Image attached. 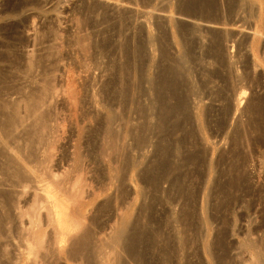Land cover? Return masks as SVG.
<instances>
[{"label":"rangeland","instance_id":"374dc122","mask_svg":"<svg viewBox=\"0 0 264 264\" xmlns=\"http://www.w3.org/2000/svg\"><path fill=\"white\" fill-rule=\"evenodd\" d=\"M31 1L19 0L17 7L16 0H0V74L4 79L0 82V90L3 91V99L16 102L24 115L28 107L43 95L45 86L49 92L46 101L40 102V111L44 110L47 117L39 139L32 137L23 151L32 157L31 162L40 161L30 164L28 179L31 189L28 191L29 199L27 196L26 199L32 202L37 193L44 197L42 187L45 186L55 197L69 201L74 221L82 219L81 224L89 225L99 234L98 239L104 240L105 237L108 240L110 227L118 216L125 213L133 216L143 200L144 188L139 172L157 140L147 138V133L140 131L144 122L140 110L146 108L151 100L146 93L149 91L148 79L157 74L160 66L169 64L164 54L167 51V56L174 61L184 60L179 64L186 69V48L189 45L193 48V56L187 67L195 70L192 74H209L210 71L212 74L215 71L218 74L233 72L235 76L218 85L233 84V119L230 118L222 134L218 133L215 121L208 126L210 133L206 132L207 129L204 131L207 140L203 138V145H207L208 159L215 162L220 153L225 155L231 148L228 143L231 142L230 133L237 122L245 121L242 111L248 101L264 94V0H216L219 7L211 17L221 21L218 26L178 15V0ZM230 1L234 4L232 9L227 6ZM10 23L23 24L11 34V39H5L4 34H8L5 25ZM181 24L189 26V32L182 30ZM202 31L207 32L205 35H210V38L202 36ZM214 32L224 36H221L223 46L220 44L224 55L214 51L215 46L212 50L216 52L215 57L212 52L207 53V59L210 58L207 62V59L202 60L204 44L208 45L211 39H215L212 37ZM210 43L215 45L212 40ZM124 52L129 59L124 58ZM220 55L224 58L223 64L227 65L220 62ZM220 64L225 67L221 68ZM122 69L125 74L132 75L127 78L132 82H129V87L141 84V87L129 88L132 93L128 92L126 100L111 92L110 85ZM119 75L117 77L123 78ZM139 77L145 78L141 82ZM139 88L145 94L141 95ZM203 88L202 95L212 91L209 86ZM228 94L215 104L204 99L203 108L210 104L214 106L211 120H216L219 115L218 119L221 118L220 111L227 103ZM30 122L31 118L26 120V127L31 126ZM261 148L256 149L255 158L249 163L255 191L250 213L245 210L246 200L240 206L229 203L228 208L224 207V198L213 188L215 174L208 175L196 200L185 201L186 198L177 197L167 182L160 183L155 193L150 188L145 191V199L152 203L154 217L160 219L157 221L161 225L169 219L173 228H177L179 212L185 204L186 211L195 215L196 220L186 230V236L191 240L186 247V260L177 256L178 259H173L170 264H264V257L258 259V256H253L248 247L249 243L254 244L257 252L264 256V145ZM120 190L123 193L127 191V195ZM108 198L113 200L110 213L98 209ZM49 199L43 201L48 200L49 203L53 198ZM45 205L46 210L41 211L42 221L46 224L43 233L52 237L57 228L49 222L46 212L49 206ZM95 213L98 222L91 225L90 219ZM97 226L103 227V231L98 233ZM76 232H72L73 235ZM219 238H223L224 244L220 248L216 246ZM221 258L224 260L219 262ZM62 264L70 263L63 261Z\"/></svg>","mask_w":264,"mask_h":264},{"label":"bare ground","instance_id":"6f19581e","mask_svg":"<svg viewBox=\"0 0 264 264\" xmlns=\"http://www.w3.org/2000/svg\"><path fill=\"white\" fill-rule=\"evenodd\" d=\"M16 1L18 2V7L20 2L19 0ZM33 1L34 0L31 2ZM177 2L178 15L192 18L196 20V22H203V24L207 25H217L221 22H218V18L215 19L211 17V14L215 13L213 11L219 7L217 6L216 0H178ZM230 2V5L227 6L232 9L234 4L232 1ZM240 2L242 3V1ZM223 6L225 7V5ZM252 12L253 11H250V13ZM6 15L9 16V14ZM238 22L242 23L241 21ZM22 24L23 23H10L5 25L6 33L8 34H4V38L11 39V34ZM180 28L189 32V26L187 25L181 24ZM202 33L204 32L202 31ZM205 33L202 34V36L205 35ZM206 36H208V34L205 35V37ZM221 36L220 34L218 35L217 32H214L212 37L215 38V41L213 39L211 40L215 42V45L213 46V44L210 43L211 40L209 43L212 45H209V43L208 45H206L207 43L204 44L206 56L202 53L204 55H202V60L207 59V53L210 52H212L215 57L214 53L216 52L212 51L215 46L216 50L214 51L224 55V49L222 50V44L224 43L221 44V41H223L222 37L224 38V36ZM207 38H210V35ZM187 47L185 59L186 69H184L185 66L182 67V65H180L182 64L180 61L184 60H178L179 62L174 61L169 55L167 56L166 51L163 57L169 64L167 63V66L164 65L163 67L160 66L157 74H154L153 77H150L147 81L149 83V91L146 93H149V98H151V100L146 108L140 110L144 117V122L140 126V131L143 134L147 133V138L152 137L157 141L154 144L152 153L144 158L143 167L139 172V179L144 188L142 193L143 200L133 216L126 213L124 215L122 214L120 217L118 216L110 227L111 231L108 240L105 239V237L104 240L103 238L98 239L97 236L99 234L97 235L95 231L91 230L90 227H88L89 225L87 227L85 226L86 224L82 225L80 221L82 219L78 218L79 220L76 219L74 221L73 219L75 218L72 216L74 211L71 209L72 212H70V206L68 205L69 201L67 202V200H62L60 197H55L52 190L45 186L42 187L43 189L38 186L42 189L44 197H41V195L37 193L34 195L32 202L30 201L29 203L27 199H29L28 191L31 189L28 179L30 164L33 162L40 163V161L31 162L32 157L27 154L25 155L23 151L32 137L34 140L39 139L40 130L47 117L44 110L40 111V105L42 104H40V102L46 101V95L49 92L47 86H45L43 88V95L38 97L36 103L30 105L27 112L22 115L16 102H7L8 99L7 101L3 99V91L0 90V264H62L63 261L70 264H170L173 259H178L177 256H179L181 260H183L181 257H184V260H186V247L191 242L190 238L186 236V230L192 226V222L196 220L194 213L186 211V208H184L186 204L185 206L182 205V212H179L181 217L179 216V220L177 219V228H173V224L169 219V222L165 221L167 223L161 225L160 222H158L160 219H157V221L154 217L152 203L147 202L145 199L147 195L145 191H147L148 188L152 189L151 191L155 193L158 190L159 184L164 182L170 185L168 188L174 190L177 197L183 200L186 198L185 201H189L195 199L197 194L200 193L208 175L215 174L214 180L212 179L213 188L224 198V207L228 208L231 203L240 206L242 203H245L244 201L246 200V212L250 213L252 211V200H254L255 191L253 188L251 171L249 172V163L251 159L255 158L256 149H262L261 147L264 145V94L259 97L251 98L249 101L246 100L248 103L242 111V116L245 117V121L237 122L234 128H232V134L230 133L231 142H228L231 148L228 149V154L226 152L225 155L224 153H220L221 155H218L220 157L216 158L215 162H212L208 159V149L205 148L207 145H203L205 141H203V138L207 140L204 131L207 129L206 132H208L209 124L215 121L214 123L216 124L215 127L218 133L222 134L227 128L230 118L234 117L233 115L231 117L232 111L235 110H233L234 101L232 98L234 89L232 86L233 84H225V86L222 87H218V85L220 83L219 86H221V82L224 83L228 79L232 80L235 76L233 72H231L232 74L228 72L230 67L227 71L229 74H218L214 70H212L214 72L211 74L210 70L212 68L210 70L208 69L210 71L208 72L209 74H192L193 69L190 66L187 67V62H190L188 60H191L193 56V48H190L189 45H187ZM126 52H124V54ZM127 55V53L125 56L123 55L124 58L126 57L125 59H129ZM130 55L132 54H129V56ZM213 55H211V57ZM222 55L218 58L223 64L224 58L222 59ZM184 58L185 57H183V59ZM209 60L207 59V62H209ZM214 60L215 59H213V61ZM207 64L208 67L211 66L209 63H206V65ZM222 64H220V66ZM215 65L217 66V64ZM223 65L221 68L225 67ZM218 68L220 67L218 66ZM121 71L119 70L115 75L116 77H113L114 80L112 84H110L112 85L111 92L120 94L119 96H122L121 98L126 100L128 92L130 91L129 88L132 86L130 85L129 87L130 79H127L131 78V74H125L123 69ZM193 71L195 72V70ZM117 75L123 76V78L117 77ZM118 78H121V80H117ZM142 78H140L141 80L139 79L141 82ZM3 80L2 74H0V82ZM228 82L230 83L231 81ZM130 83L132 84V82ZM140 85H137V87H141ZM207 86H209V89L211 87L212 91L210 90L211 92L207 95H204V93L202 95L204 91H202L201 88ZM235 89H237V87ZM138 92H140L141 95L145 94L140 88ZM228 92L229 96L228 99H226L227 103L225 102L226 105L224 104L225 106H223L222 111H220L221 118L218 119L220 116L218 114L219 116H216V120H211V114L215 111L213 108L214 106L210 104L207 108H203L204 99H208L215 104L218 99L223 98V95ZM29 118H31V126L26 127V120ZM220 137L218 138L220 139ZM184 149H186V157ZM225 156L227 158H225ZM111 160L114 161L115 158ZM125 161H128V159L126 158ZM185 169L186 171H184ZM254 169L255 168H253V170ZM38 187L37 189H39ZM121 189L123 190L124 188ZM122 190H120V192ZM123 191L121 193H123ZM126 193L127 191L123 194L127 195ZM49 197L51 198L49 199ZM150 197L152 200L151 202H153V194L150 195ZM45 198L49 200L53 199L51 202L47 203L48 200L46 202L45 200L43 201ZM44 202L49 206L46 212L48 214L47 217L51 219L49 218L48 220H50L49 222L53 223V225L55 224L57 228L56 230L52 224L47 222V224L52 225L57 231H55L52 237H46L43 233L44 225H46L43 223L44 221H42L43 217L41 214V211L44 209L46 210ZM112 202V198H108L103 203V206L98 209L110 213L113 207ZM97 212L98 210L96 213ZM96 213L95 215L93 214L90 219L91 225H97L98 216H96ZM119 215L121 214L119 213ZM98 229V233H100L104 228L99 227ZM74 231H77L74 233L75 235L72 233ZM70 234L72 235L68 237ZM222 244L223 238H219L216 241V246L220 248L223 247L224 244ZM248 247L253 252V256H258V259L264 257L259 251L257 252L254 244L249 243ZM221 260L223 261L224 259L221 258L219 262Z\"/></svg>","mask_w":264,"mask_h":264}]
</instances>
